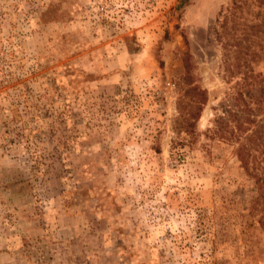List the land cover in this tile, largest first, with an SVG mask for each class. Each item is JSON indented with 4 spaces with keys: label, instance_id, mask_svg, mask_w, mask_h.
Returning <instances> with one entry per match:
<instances>
[{
    "label": "rangeland",
    "instance_id": "obj_1",
    "mask_svg": "<svg viewBox=\"0 0 264 264\" xmlns=\"http://www.w3.org/2000/svg\"><path fill=\"white\" fill-rule=\"evenodd\" d=\"M263 20L264 0H0V69L67 142L36 159L0 125V264H264L238 142L205 134L236 92L264 123V80H242L264 77ZM192 86L195 141L174 145Z\"/></svg>",
    "mask_w": 264,
    "mask_h": 264
},
{
    "label": "trees",
    "instance_id": "obj_2",
    "mask_svg": "<svg viewBox=\"0 0 264 264\" xmlns=\"http://www.w3.org/2000/svg\"><path fill=\"white\" fill-rule=\"evenodd\" d=\"M0 71L3 76L0 80V99L5 100V104L0 105V125L4 127V132L8 135L12 134L8 140L23 141L28 152L36 159L43 158L42 154L37 153L44 148V144L48 142L47 138H52L53 143L63 146V142H66L64 137L55 135L59 125L55 123H59V114L54 115L55 110L47 107L45 102L38 101L40 100L38 96L22 89L20 83L13 80L2 70V67ZM242 76L244 83L264 80L263 76L255 75L249 70L242 73ZM188 90L191 94H188ZM188 90L183 91L176 103L177 116L172 126L175 134L172 139L174 145L180 144V139H184L188 144L195 141L196 121L199 118L201 106L206 102L204 89L192 86ZM245 93L236 92L233 96V108L228 107L226 110L222 107L219 113H214L211 125L205 129V134L209 138L218 137L225 140L231 138L238 142L235 156L246 176L252 179L256 193L250 199L247 213L248 215L258 214L257 222L264 231V123L256 125L257 128L254 130L249 128L254 122L249 113L252 110L249 105L252 98L248 97L246 100ZM258 98L264 100L262 88L259 90ZM48 106L51 107V105ZM248 129L250 132L247 134ZM45 131L49 137H46ZM241 134H244L242 142L238 141Z\"/></svg>",
    "mask_w": 264,
    "mask_h": 264
}]
</instances>
